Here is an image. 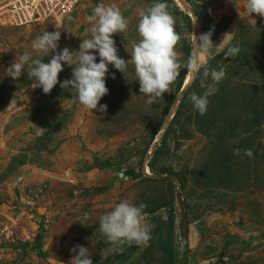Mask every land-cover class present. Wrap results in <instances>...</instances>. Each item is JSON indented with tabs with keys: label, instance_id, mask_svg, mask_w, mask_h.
<instances>
[{
	"label": "rangeland",
	"instance_id": "rangeland-1",
	"mask_svg": "<svg viewBox=\"0 0 264 264\" xmlns=\"http://www.w3.org/2000/svg\"><path fill=\"white\" fill-rule=\"evenodd\" d=\"M10 1L0 0V8ZM172 1L186 11L184 0ZM190 2L201 16L187 36L191 56H199L210 68L223 67L226 76L201 116L189 99L206 90L201 87V69L173 115L180 147L165 164L179 173V180L152 176L146 170L150 133L163 118L164 126L176 81L169 93L150 104L134 77L127 82L108 65L109 92L99 101L108 107L102 113L84 108L59 83L49 94L33 88L35 78L27 76L30 62L19 79L6 72L25 51L33 59L50 61L55 53L46 56L31 48L45 31H60L57 51L64 47L78 51L82 39L91 35L85 18L99 3L117 5L128 19L127 31L112 37L118 56L128 61L132 43L140 39L139 12L153 0H81L60 25L46 21L16 27L0 21V264H69L77 244L87 247L93 264H98L107 253L115 255L122 247L136 245L108 243L99 230L101 215L127 200L136 206L143 202L147 218L161 216L164 221L177 190L191 208L188 264H217L219 259L222 264H264V17L246 15V0ZM230 31L220 43L221 34ZM209 32L214 47L205 53L198 49L196 37ZM220 45L218 51L215 47ZM233 46L239 48L238 54L225 58L223 52ZM176 51L185 63L180 42ZM94 54L98 63V52ZM128 70L134 71L131 63ZM71 74L72 67L64 64L58 80L71 79ZM210 83L211 77L205 81ZM257 121L260 124L254 127ZM234 148L252 149L253 157L238 159ZM228 153L229 162L224 160ZM222 156L216 167L222 178L211 181L213 176L201 168ZM141 159L145 179L130 178ZM85 212L90 219L82 225L77 218ZM150 223L151 239L126 264H165L156 226ZM175 245L179 251V235Z\"/></svg>",
	"mask_w": 264,
	"mask_h": 264
},
{
	"label": "clouds",
	"instance_id": "clouds-1",
	"mask_svg": "<svg viewBox=\"0 0 264 264\" xmlns=\"http://www.w3.org/2000/svg\"><path fill=\"white\" fill-rule=\"evenodd\" d=\"M244 7L246 15L264 17V0H246ZM168 8L166 0H153L150 6L139 12L136 27L140 39L132 43L131 59L128 61L118 56V48L112 37L117 33H125L129 21L117 5L99 3L85 18L90 24L88 31L91 35L90 38L82 39L78 51H71L68 47L57 51L60 31H45L32 41L31 48L46 56L55 53L50 61L44 63L42 59H33L32 54L25 51L6 69L7 76L19 79L30 62L27 76L29 79L35 78L33 88L40 87L45 94H49L59 83L62 89H70L74 93V99L84 108L104 113L108 106L99 104V101L109 92L106 87L108 65L121 72L127 82L134 77L139 82V92L147 96L150 104L170 92L182 67L187 69L190 79L199 76L203 69L201 87L206 90L202 95L192 93L189 96L194 109L203 116L208 110L209 97L218 91L216 85L225 78L226 71L223 67L217 70L206 63L202 64L199 56L190 57L183 64L180 62L176 45L182 37L175 29V18ZM196 44L199 50L207 53L214 47L211 32L200 35L198 39L196 37ZM215 48L222 50L221 45ZM96 52L99 55L98 63L94 54ZM238 52L239 48L233 46L227 48L223 55L225 58L235 57ZM129 63L134 69L131 73L128 70ZM64 64L72 67L71 79L60 82L58 76L63 71ZM209 77L212 83L205 84ZM112 78L115 79L114 74ZM232 151L237 157H253L252 149L234 148ZM146 207L143 202L136 206L127 200H121L110 211L101 215L99 230L107 242L113 246L126 243L146 244L151 239L152 232V225L144 212ZM88 219L90 215L85 212L77 221L83 225ZM71 251L74 255L69 264H93L87 247L77 244Z\"/></svg>",
	"mask_w": 264,
	"mask_h": 264
},
{
	"label": "trees",
	"instance_id": "trees-1",
	"mask_svg": "<svg viewBox=\"0 0 264 264\" xmlns=\"http://www.w3.org/2000/svg\"><path fill=\"white\" fill-rule=\"evenodd\" d=\"M166 2L169 5L168 10L170 11V13L175 18V29L182 37V39L180 40V44H181V48L184 52L185 62H187L188 59L190 57H192L191 52L193 49V46H192L189 38H187V36H189L192 32V25H193L192 20L186 11L178 10L177 7H175V5L173 4L172 0H166ZM184 2L187 3L189 9L191 10L193 15L197 18V20L199 22L201 20V16H200L199 11L196 9V7H194L191 4L190 0H184ZM186 75H187V69L183 68L180 71V75L178 76V78L176 80L174 95H173V97L170 100V103L168 105L167 113H168L169 109L171 108V106L173 105V101L175 100L177 94H179V91H180V89L184 83ZM254 96H255V94H254ZM186 97H187V92L184 93V96L181 100V103L186 100ZM245 99H247V98H245ZM245 99H244V101H245ZM181 103H180L178 108H180L182 106ZM246 104H248V102ZM261 118H264V116L261 115ZM262 121H263V119L261 120V122ZM163 123H164V118L151 131L149 143L147 145L148 149L151 146V144H152L153 140L155 139V137L157 136V134L159 133V131L161 130ZM255 123H257V124H255L254 127H258L260 124L259 121L255 122ZM247 133H251V132L247 131ZM179 147H180V143L177 139L176 130L174 128V123L172 120L169 123L168 127L166 128L165 133L163 134L160 142L157 144L155 150L153 151L151 157L149 158V160L146 164V168H147L148 172L152 176H159V175L160 176H167V177L179 180V173H177L170 165L165 164V162L167 163L170 159L175 157V151H177L179 149ZM143 154H145V151ZM231 155H232V153H228L225 158H224L225 155L222 157H216L215 160L210 161L209 165L202 167L201 172L204 174L213 176V177H211V181H213V178L215 179V182L220 180L222 178V176H219L218 172H216V167H220L219 165L222 164L223 158H224V160H228V162L230 160H232ZM240 158L241 157H238V159H240ZM141 162H142V159L138 163L139 167H138V171L136 173H134L132 171L130 172V178H132V179H140V178L145 179L144 178L145 176H144L142 169H141ZM216 174H218L217 177L214 176ZM218 177H219V179H218ZM168 187L170 188L171 191L174 190V185L172 183H169ZM183 202H184V211H185L187 223L189 224L190 222H189L188 218H189V212H190L191 208H190V205L186 203L185 198H183ZM165 214H166V219L164 221H163V219H161V216H148L147 220L149 222L154 223L156 226V234L158 235L157 247L159 249H161L163 252L165 264H177L179 251L176 249L175 244L177 242L178 232H177V227H176V223H175L174 208L172 207V205L169 206V208L167 209Z\"/></svg>",
	"mask_w": 264,
	"mask_h": 264
},
{
	"label": "water",
	"instance_id": "water-1",
	"mask_svg": "<svg viewBox=\"0 0 264 264\" xmlns=\"http://www.w3.org/2000/svg\"><path fill=\"white\" fill-rule=\"evenodd\" d=\"M187 14L189 15V17L192 20V23L194 22H198L197 18L193 15V13L191 12V10L189 9V7L187 6L186 9ZM195 18V19H194ZM193 26L192 25V30H193ZM231 32H225L222 33L220 36V43L223 42V39L226 37L231 36ZM195 49V48H194ZM192 55V53H191ZM192 81H190L187 85L186 88H184V84L185 81L179 91V94L177 96V99L174 103V105H172V108L170 109V112L168 114L167 120L164 124V126L162 127V129L159 131V133L157 134V136L155 137V139L153 140L149 151L147 154H149V158L151 157L153 151L155 150L157 144L160 142L163 134L166 131V128L168 127L169 123L172 121L173 115L175 113V111L178 109L179 104L181 103V100L184 96V93L186 92L188 86L191 84ZM174 208V214H175V223H176V227L178 230V235H179V241H180V249H179V255H178V261L177 264H186L187 262V254H188V231H187V219H186V215H185V211H184V202H183V197L181 195V192L179 190H177L176 194H175V204L173 206ZM144 247V245H134V246H130V247H122L117 254L115 255H111L110 253H107L105 257H103L98 264H126L127 262H129L130 260L133 259V257L135 256V254H137L142 248ZM217 264H222L221 259L218 260Z\"/></svg>",
	"mask_w": 264,
	"mask_h": 264
},
{
	"label": "built area",
	"instance_id": "built-area-1",
	"mask_svg": "<svg viewBox=\"0 0 264 264\" xmlns=\"http://www.w3.org/2000/svg\"><path fill=\"white\" fill-rule=\"evenodd\" d=\"M81 0H12L0 8V21L19 27L42 22L61 24Z\"/></svg>",
	"mask_w": 264,
	"mask_h": 264
},
{
	"label": "bare ground",
	"instance_id": "bare-ground-1",
	"mask_svg": "<svg viewBox=\"0 0 264 264\" xmlns=\"http://www.w3.org/2000/svg\"><path fill=\"white\" fill-rule=\"evenodd\" d=\"M190 81H193V78H189L188 77V75H187V77H186V79H185V84H184V88H186L187 87V85H188V83L190 82ZM189 87V86H188ZM144 168V167H143ZM147 170V169H146Z\"/></svg>",
	"mask_w": 264,
	"mask_h": 264
},
{
	"label": "crops",
	"instance_id": "crops-1",
	"mask_svg": "<svg viewBox=\"0 0 264 264\" xmlns=\"http://www.w3.org/2000/svg\"><path fill=\"white\" fill-rule=\"evenodd\" d=\"M186 264H188V261L186 262Z\"/></svg>",
	"mask_w": 264,
	"mask_h": 264
}]
</instances>
